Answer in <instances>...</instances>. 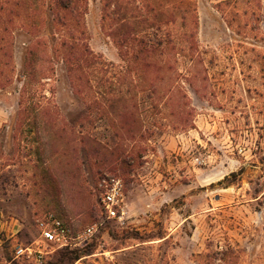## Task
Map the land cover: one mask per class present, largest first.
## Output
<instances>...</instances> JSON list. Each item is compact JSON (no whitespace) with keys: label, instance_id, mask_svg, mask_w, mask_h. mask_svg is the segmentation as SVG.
<instances>
[{"label":"rangeland","instance_id":"obj_1","mask_svg":"<svg viewBox=\"0 0 264 264\" xmlns=\"http://www.w3.org/2000/svg\"><path fill=\"white\" fill-rule=\"evenodd\" d=\"M126 1L115 34L135 47L160 26L164 47L129 63L103 0H80L73 24L108 67L76 82L53 40L30 59L62 28L53 0H0V264H264V0ZM112 179L121 221L103 208ZM55 220L72 246L17 259Z\"/></svg>","mask_w":264,"mask_h":264},{"label":"trees","instance_id":"obj_2","mask_svg":"<svg viewBox=\"0 0 264 264\" xmlns=\"http://www.w3.org/2000/svg\"><path fill=\"white\" fill-rule=\"evenodd\" d=\"M78 2H80V0H53L52 4H50L49 7L52 11V16L54 17V21H56V23H58V25H60L62 28L58 30V33L56 32V29H54L55 33L49 34L50 33L49 32L46 33L45 36H41V35L38 36V42L36 43V48L32 49L30 52V59L33 60V58L37 56L38 53L37 50H39V48L44 46V43L41 40L45 38H48L50 42L53 40L54 41L53 54H55L65 63L68 73L72 77H74L76 82L78 76L89 75L91 70L100 73L103 70L102 68L106 66L102 58L98 57L90 49L87 43L88 40L87 28L85 24L82 26L80 31L76 29L75 25L73 24V20L76 17H80V16L83 17L82 14H84L77 12ZM126 2H127L126 0H103L102 27L104 31L110 33V36L115 35L114 36L115 44L117 45L120 51L121 57L128 59L129 63H134L131 59H129V57L131 58V56H135V58H138L144 56L145 58L146 57L150 58L155 54H157L160 48L164 47V42L158 38L159 33L161 31L160 26H157V31L155 32V34L151 32V35H153L152 39H150L151 35L141 38V40H139L138 46L135 47L132 45L131 40L127 35H124L121 32L118 33V35L115 34V31L117 30L121 31L122 27L120 25H122V23L126 21L125 18L120 19V15L118 14V12L116 11L117 9L115 8L126 5ZM140 11H141L140 17L143 18L144 20L143 22L146 23V26H144L146 30H144V32L147 34V31H150L149 29H154L157 25V22H153V20L149 18L150 17L149 13H153L155 9L149 3H147L144 5L143 10ZM116 17L119 20H117ZM71 21L72 24H70ZM148 24L150 26H148ZM78 34H80L81 37H79ZM57 35H59L58 39L56 38ZM145 38H149V39L146 40ZM184 48L186 51L189 52V54H191L192 59L194 61L196 45L192 43L191 46H184ZM139 63H140L139 61L136 62V64ZM141 63L142 64L146 63L144 66L147 67L150 66L152 62L151 60L145 59ZM134 69L139 70L137 66H135ZM30 77L31 74L28 73L26 75V78L29 79ZM37 124L38 123L35 121L33 125L37 127ZM53 197H57V196L53 194ZM69 254L72 255L70 256L71 261H78L89 255V254L85 255V253L80 252L79 250L72 251Z\"/></svg>","mask_w":264,"mask_h":264},{"label":"built area","instance_id":"obj_3","mask_svg":"<svg viewBox=\"0 0 264 264\" xmlns=\"http://www.w3.org/2000/svg\"><path fill=\"white\" fill-rule=\"evenodd\" d=\"M102 187L104 189L102 193V203L106 214L110 219L123 220L125 213L121 211L124 202L123 185L121 181L115 179L110 181L105 180ZM39 230L41 232L40 241L26 246H19L15 249V256L17 259L24 258L27 260L33 259L41 261L44 255L47 254L43 249V245L52 244L58 248L72 246L69 231L59 220H55L52 226L42 221L39 224Z\"/></svg>","mask_w":264,"mask_h":264}]
</instances>
